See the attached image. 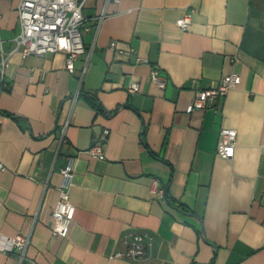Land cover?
<instances>
[{
	"label": "crops",
	"instance_id": "obj_1",
	"mask_svg": "<svg viewBox=\"0 0 264 264\" xmlns=\"http://www.w3.org/2000/svg\"><path fill=\"white\" fill-rule=\"evenodd\" d=\"M17 4L0 0L11 52L0 75V236L30 233V242L21 262L15 249L0 251V264H264V0H120L97 29L103 0H86L71 72L62 51L21 54ZM153 64L163 88L149 79ZM230 72L239 79L224 97L187 109L195 90ZM221 127L236 130L230 159L216 154ZM104 128V157H93ZM68 156L75 210L55 237ZM133 232L151 236L147 256H114Z\"/></svg>",
	"mask_w": 264,
	"mask_h": 264
},
{
	"label": "built area",
	"instance_id": "obj_2",
	"mask_svg": "<svg viewBox=\"0 0 264 264\" xmlns=\"http://www.w3.org/2000/svg\"><path fill=\"white\" fill-rule=\"evenodd\" d=\"M120 0H103L101 11L96 17L95 27L99 28L102 20L107 14V6L110 2L119 3ZM86 0H18V34L15 42L20 46L22 55L34 54L43 56L48 52L62 51L66 54L65 68L69 72L73 70V61L77 55L84 51L81 40L82 31L88 28L83 26V8ZM191 22V10H185L183 15L175 20L180 29H186ZM109 48L117 53H124V49L118 47L114 40L109 42ZM129 52L134 49L129 47ZM11 52L2 50L0 39V75H3ZM136 61H145L144 58L136 56ZM149 79L159 88L166 84V77L159 72L157 65H152L149 70ZM238 75L230 72L222 74L214 87L203 88L194 91L193 98L188 110L205 109L214 105L217 99H221L230 88L236 86ZM138 90V83L131 82L126 91L134 93ZM64 127L61 129L62 139ZM109 130L104 128L94 136L87 152L97 158H103V146L107 140ZM236 141V130L230 127H221L218 131L216 154L230 159L234 154ZM73 157L68 156L66 162L60 167L61 180L56 187L57 200L51 210V234L55 237H65L68 226L73 218L75 206L70 200V186L73 177ZM0 169H3L0 163ZM152 191L158 198L164 197V190L157 188L156 182L152 184ZM30 242V233L1 235L0 251L10 252L18 250V260L24 259L25 251ZM152 245L151 236L145 232H133L127 241L124 251H116L114 256H123L132 260L145 258Z\"/></svg>",
	"mask_w": 264,
	"mask_h": 264
},
{
	"label": "water",
	"instance_id": "obj_3",
	"mask_svg": "<svg viewBox=\"0 0 264 264\" xmlns=\"http://www.w3.org/2000/svg\"><path fill=\"white\" fill-rule=\"evenodd\" d=\"M200 232L203 233V228L201 227ZM212 246L215 248V246L212 244Z\"/></svg>",
	"mask_w": 264,
	"mask_h": 264
}]
</instances>
